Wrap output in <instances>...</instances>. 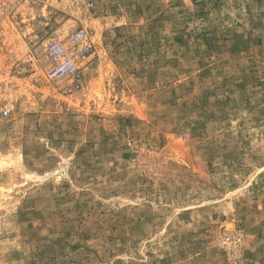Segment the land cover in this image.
Listing matches in <instances>:
<instances>
[{"label": "rangeland", "instance_id": "obj_1", "mask_svg": "<svg viewBox=\"0 0 264 264\" xmlns=\"http://www.w3.org/2000/svg\"><path fill=\"white\" fill-rule=\"evenodd\" d=\"M0 264H264V0L0 9Z\"/></svg>", "mask_w": 264, "mask_h": 264}, {"label": "built area", "instance_id": "obj_2", "mask_svg": "<svg viewBox=\"0 0 264 264\" xmlns=\"http://www.w3.org/2000/svg\"><path fill=\"white\" fill-rule=\"evenodd\" d=\"M23 0H0V9L7 10ZM71 44L63 45L61 41L54 42L49 49L51 59L55 62L52 75L56 78L64 76H78L80 67L75 56L90 54L93 49V41L90 33L85 29H77L70 35Z\"/></svg>", "mask_w": 264, "mask_h": 264}]
</instances>
